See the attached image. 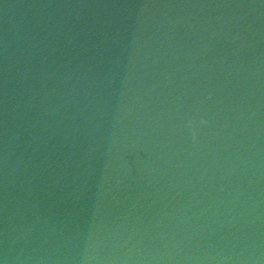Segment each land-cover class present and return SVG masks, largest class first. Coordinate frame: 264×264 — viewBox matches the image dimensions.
Masks as SVG:
<instances>
[{"label":"water","instance_id":"obj_1","mask_svg":"<svg viewBox=\"0 0 264 264\" xmlns=\"http://www.w3.org/2000/svg\"><path fill=\"white\" fill-rule=\"evenodd\" d=\"M0 264H264V0H0Z\"/></svg>","mask_w":264,"mask_h":264}]
</instances>
